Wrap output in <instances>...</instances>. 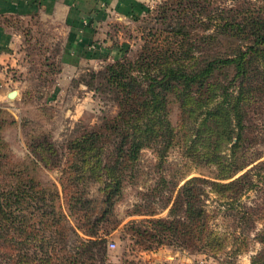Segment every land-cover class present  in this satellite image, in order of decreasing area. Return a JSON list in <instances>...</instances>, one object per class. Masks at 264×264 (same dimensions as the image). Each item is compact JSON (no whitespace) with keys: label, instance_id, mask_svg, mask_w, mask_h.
<instances>
[{"label":"rangeland","instance_id":"rangeland-1","mask_svg":"<svg viewBox=\"0 0 264 264\" xmlns=\"http://www.w3.org/2000/svg\"><path fill=\"white\" fill-rule=\"evenodd\" d=\"M251 1L258 14L264 0ZM166 2L167 9L171 2L161 0L141 15L100 21L95 28L104 52L99 56L86 49L77 57L78 63L73 62L77 64L74 69H68L70 59L65 51L74 33L62 24L41 14L3 18L21 38L13 45L14 61L0 62V184L14 186L33 180L44 189L47 203L53 200L56 212L82 238L88 237L83 228L85 216L91 222L99 221L97 236L107 242L105 264H251L261 249L255 242L248 252L229 260L180 250L167 240L150 250L142 247L148 236L143 231L153 232L155 227L149 221L167 218L188 181L201 178L229 183L264 164V49L248 60L243 74L236 78L234 65H219L199 90L174 84L165 87L160 112L150 118L156 134L145 132L136 160L126 161L125 141L119 147L126 129L113 124L119 111L115 95L104 88L98 74L116 60L135 61L145 41L161 37L165 46L168 34L161 31L173 21L162 22L158 13ZM188 4L193 12L216 15L215 24L229 19L232 12L228 10L237 3L184 0L172 8ZM210 34L213 39L203 43V36ZM248 44L241 37L225 38L203 28L186 51L192 69H199L204 61L232 56ZM103 55L108 56L104 59ZM91 73L97 76L91 77ZM11 92L17 93L13 99L8 97ZM224 93L229 96L225 98ZM238 97V105L245 111L240 140L231 110ZM215 111L218 113L213 115ZM142 122L130 123L139 131ZM240 166L244 169L233 174ZM220 171L229 177L223 178ZM257 197L254 190L241 202L253 205ZM215 199L214 194L209 195V209ZM44 213L51 216L44 207L32 223L50 220ZM260 227L257 223L256 228Z\"/></svg>","mask_w":264,"mask_h":264},{"label":"trees","instance_id":"trees-1","mask_svg":"<svg viewBox=\"0 0 264 264\" xmlns=\"http://www.w3.org/2000/svg\"><path fill=\"white\" fill-rule=\"evenodd\" d=\"M185 1L195 3L198 0ZM232 1L237 4L228 10L232 12L229 19L212 24L216 15L207 17L201 11L193 12L189 4L180 9L172 8L180 6L184 0H169L171 7L169 5L167 10L166 2L158 13L162 22L173 21L166 31H161L162 35L164 32L168 34L164 39L165 46H162L163 40L160 42L161 37L145 41L135 61L116 60L98 74L104 81V88L115 95L119 111L113 124L124 127L123 131L126 129L119 146L122 148L125 141L126 161L136 160L145 132L156 134L150 118L160 109L165 87L174 84L184 90L193 87L199 90L219 65H234L236 78L243 74L248 60L263 51L264 7L255 14L251 0ZM166 10L173 14L166 13ZM203 28L225 38L241 37L249 44L232 56L208 59L199 69H192V58L186 47L195 42L198 31ZM213 37L204 35L202 42ZM96 76L97 73H91V77ZM224 96L227 98L229 95L224 93ZM238 104L239 97L231 110L236 116L234 125L239 130L237 138L240 140L245 111ZM217 113L215 111L213 115ZM140 120L143 121L142 128L138 131L130 122ZM243 169V166L236 167L233 174ZM220 174L223 178L229 177L222 171ZM30 181L14 186L0 184V264H105L107 242L97 236L100 222H91V218L85 216L87 223L83 228L88 237H80L65 217L56 212L53 200L49 199L47 203L44 189ZM118 186L117 182L115 190ZM254 190L258 194L257 201L253 205L242 203L241 198ZM210 194L216 197V204L211 209L206 203ZM44 207L51 216L46 217L44 213L43 217L50 220L32 223ZM257 223L261 225L259 229L256 228ZM149 224L155 229L153 232L143 231L142 235H148L146 244L142 243L144 250L167 240L169 245L180 250L201 253L213 259L224 256L229 260L248 252L251 242H255L261 249L251 258V264H264V164L253 167L229 183L191 179L178 193L167 218L149 221ZM70 237H74L73 240Z\"/></svg>","mask_w":264,"mask_h":264},{"label":"crops","instance_id":"crops-1","mask_svg":"<svg viewBox=\"0 0 264 264\" xmlns=\"http://www.w3.org/2000/svg\"><path fill=\"white\" fill-rule=\"evenodd\" d=\"M159 1L161 0H0V62L4 59L14 61L16 54L13 45L15 47L14 43L21 38L19 32L7 26L4 17L32 18L41 14L53 18L55 24H62L68 32H73L74 38L70 40L71 43L67 42L65 51L70 59L68 69H74L77 64L73 62H77V57H82L86 49L94 50L99 56L104 52L97 42L99 37L95 25L98 26L100 21L110 16L129 19L141 15L148 6ZM107 56L103 55V58Z\"/></svg>","mask_w":264,"mask_h":264},{"label":"water","instance_id":"water-1","mask_svg":"<svg viewBox=\"0 0 264 264\" xmlns=\"http://www.w3.org/2000/svg\"><path fill=\"white\" fill-rule=\"evenodd\" d=\"M16 92H11L8 94L9 99H13L16 96Z\"/></svg>","mask_w":264,"mask_h":264}]
</instances>
